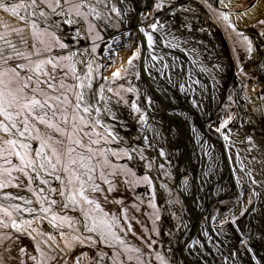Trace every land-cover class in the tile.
Listing matches in <instances>:
<instances>
[{
    "label": "rangeland",
    "instance_id": "1",
    "mask_svg": "<svg viewBox=\"0 0 264 264\" xmlns=\"http://www.w3.org/2000/svg\"><path fill=\"white\" fill-rule=\"evenodd\" d=\"M157 2L158 0H152V2L148 0H108L107 4H97L96 0H84L86 6L81 11L85 13L86 19L77 17L74 11L64 17L53 16V21L72 19L75 23L71 25L64 23L62 26L63 23L61 22L58 28L49 30H54L59 37L64 36L60 39L69 46L71 51L77 52L76 60L85 63L91 60L94 67L96 65L101 66L94 73L93 91L98 90L103 85V96L106 99L99 100L97 104V107L101 109L99 114L93 110L91 117L86 116V119L91 120L93 124H95L96 119H99L100 123L95 124L94 127L80 125L84 127V132H87L88 136L82 138L83 147L73 145L76 147V151L72 154V158L77 160L75 165L77 174L86 180L87 178L83 176L85 169H81L79 163L80 155H83L85 157L84 164L87 165V168L95 169L94 172L90 173L94 177V182L100 184L105 190L103 194L92 193L90 189L87 192L89 196L98 199L103 212L95 210L94 206L84 205V208L90 210L91 215L97 217L103 216L104 212L110 215L114 213L119 219V224L114 230L123 239L124 244L114 240L111 242L112 247L104 244H90L86 237L89 235L95 237L96 233L85 231L84 224L90 225L91 221H85L79 208L75 211L61 212L60 207L54 206V210L60 212L61 215L66 214L74 218L71 227L65 224L61 228H53L49 220L43 219L42 216L36 218L27 212L18 215L9 206L11 204L23 206V201L18 199L6 200L4 193L33 199L34 203L31 206L39 207L35 203L36 196L28 191L29 185L27 179L24 178L23 188L9 185L5 189H0V205L12 212L11 217H9L0 211V236L7 237L0 245V264H22V262L23 264H36V261L29 259L30 255L36 256L37 261H41V264H76L77 257L80 258V264H95L97 260L100 261V264H112L113 260H116L117 264L120 262L122 264H141V262L143 264H162L161 260L157 258V253L163 257L164 264H176L174 255L177 244L174 241V236L183 224L182 209L184 208L187 213V206L188 211L195 212L191 205H188L191 201L193 202L194 193L188 194L187 191H182L177 186L180 183L177 181L178 176H183L180 168L187 165V156L182 162H178L179 168L175 173L176 165L175 167L174 165L170 166L166 146L164 147L161 143V127H166V125L159 123L158 126L160 127H155L158 118L152 119L151 116H148L149 109L147 110L139 100V98L145 97L146 89H143V92L138 88L136 89L137 84L135 80L133 82V78L137 77L138 73L140 74L138 63L142 57V44L139 40L140 32L137 26L141 23V18L143 24L140 28L146 27L148 32L154 33V36L157 30L163 33V30L168 31L178 27L179 30L175 29L168 32L169 37H171L170 40L175 43L180 40L187 42V37L182 38L183 36H181L182 27H179V22L183 24L185 20L191 25L193 24L191 28L197 30L200 28V33L204 35L203 37L200 35V37L206 41L205 44L202 43L206 46L203 47V50L210 48L214 51V43H221L219 38L227 39L230 42L229 50L222 51L217 61L214 59L203 61L202 59L203 68L208 69V71H203V77L200 78V75L192 74V79L196 85L199 81L204 84V89L207 90L206 93H203L202 89L196 87L201 94L209 97L212 95L222 97L218 100H223V102L215 106L210 112L212 116L204 121L208 123L212 119V125L215 128L220 127L225 120L229 121L220 133L222 136L227 135L229 137L226 140L229 160L239 186L238 193L232 197H224L226 190L220 195L223 199L214 201L215 204L211 208L215 210L214 222L224 224L234 221L233 223L239 228L238 234L233 232V245L235 247H237L238 239H246L247 241L253 239V241H259L261 246H264V163H262L264 161V36L260 35L264 31V26L259 23L264 20V0H222V2L221 0H164L163 7L160 10H155ZM80 3L81 0H70V3L64 4V8L67 10L71 8L72 4ZM112 3L122 9L119 17L110 11ZM91 6L96 8L99 15L89 12ZM165 10L169 12L171 18L160 15ZM221 13L226 14L228 20H224ZM23 14L21 11V15ZM138 15H141L140 18ZM134 19L138 23L135 22L133 25L131 21ZM129 20H131V24H128L130 23ZM157 20L164 27L159 28L158 25V29L153 31L149 27L150 23ZM3 24H8L10 27L5 29ZM90 25H94L92 31H89ZM19 27L24 28L25 37L31 36L29 28L23 22L13 17L11 13L0 10V33L11 32L12 28ZM77 31L80 33L79 36L76 35ZM209 36L212 38L211 40ZM244 36H247L253 43L251 53L247 51V41L244 40ZM192 37L193 35L188 39L191 40ZM9 38L21 51L31 49V40H29V45L26 48L14 33ZM41 38L44 39L45 43L52 42V37L49 35ZM94 45L96 46L95 52L92 51ZM222 46L227 48L225 43ZM170 48H172L170 51L177 53L174 50L176 47ZM69 49L57 47L54 49V54L67 55ZM84 49H88V51L84 52ZM137 50H139V58L133 61L132 66H129L128 59ZM159 50L157 48L156 51ZM228 51H230V55ZM148 53L149 57L152 53L155 55L152 50ZM161 54L159 56L164 57L163 62L169 65L168 70H170L174 64V59L171 58L169 61L168 55ZM136 66L138 68L135 71ZM218 66L221 68L226 66V72L219 70ZM77 70L85 71V64H77ZM117 70L120 71V75L113 79L112 73ZM190 70L196 71L197 69L191 66ZM228 71L230 76L227 74ZM136 72L137 75H135ZM218 76L223 77L218 79ZM109 88L111 91H108ZM129 88H133L134 91H127ZM133 102L141 109L140 112L131 107ZM105 105L109 111H105ZM197 107L206 108L202 99L197 103ZM192 112L197 114L199 110ZM71 115V109H69L68 131L73 133V139H80L82 134L73 129ZM142 115L144 120L140 119ZM229 117H231L230 120ZM77 123L80 124L79 120ZM39 127L43 133L44 127ZM109 132L112 135H109ZM247 136H252L255 148H252V144L246 140ZM59 138L63 139L64 144L67 145L66 137ZM92 141H99V143H92ZM165 144L167 143L165 142ZM32 146L37 148L39 143L32 141ZM168 148L171 150L169 146ZM249 148H252V151H249ZM60 150L61 152L65 151L63 147ZM161 150L165 152L164 156L159 154ZM129 154L131 159L128 158ZM221 156V162L225 164L223 153ZM253 157L256 159L253 160ZM63 159L66 163L67 157L65 156ZM241 161L244 165L243 168H241ZM220 170H223L221 165ZM249 170L253 174L251 179H255L259 183L253 184L251 179L245 176V172ZM101 173L107 180L111 181L113 186L111 192L107 191L109 185L100 179ZM13 175L20 174L14 172ZM145 176L148 177L147 182L143 179ZM187 178L188 176L185 178L186 181ZM48 179L52 180L51 177ZM180 181H182L181 178ZM92 182L88 181L85 187L88 188ZM189 182L193 186L191 180ZM12 184H16V181H13ZM179 185L181 186V183ZM225 185L227 186V183ZM51 186L59 188L60 182L52 180ZM31 187L34 188L35 185H31ZM72 187L73 190L78 188V182L74 181ZM193 189L195 190V188ZM104 196H107L106 201ZM53 198L61 199L58 194H54ZM77 198L79 199V197ZM213 199L210 196L206 201H213ZM115 201H121V203ZM224 205L228 206L225 210L222 209ZM124 209H127V212H124ZM245 209L247 210L245 211ZM241 212L244 214L241 215ZM202 216H206V214L200 215L199 221ZM21 218L33 220L31 227L24 226L27 228V232H31V236L23 231L17 232L11 226L13 220L19 222ZM241 220L243 221L242 225H238ZM208 221L213 227L210 217ZM193 222L197 223V219ZM200 223L199 228H201ZM3 224H7L8 227H4ZM128 224H131V230H128ZM61 232L64 233L63 236L60 235ZM197 232L199 235L200 229ZM49 234L55 236V241L49 240ZM74 237H80L84 242L79 243ZM36 245H39L43 256L36 250ZM149 245L151 246L149 247ZM20 248L26 249V252L21 253ZM135 249H139V251H135ZM101 252L108 253V256L104 257L103 260H100L97 255ZM184 252L185 250L181 251V253ZM84 253L87 255L85 256ZM116 253H119L118 258ZM187 254L188 252L183 256L185 257L184 260L188 258ZM129 256L132 257L131 260L128 259Z\"/></svg>",
    "mask_w": 264,
    "mask_h": 264
},
{
    "label": "snow or ice",
    "instance_id": "2",
    "mask_svg": "<svg viewBox=\"0 0 264 264\" xmlns=\"http://www.w3.org/2000/svg\"><path fill=\"white\" fill-rule=\"evenodd\" d=\"M163 2L164 0H158L155 4V10H160L163 7ZM66 3H70V0H19V2H16V0H0V10L11 13L13 17L23 22L31 32L30 37H25L24 28L19 27L12 28L11 32L0 33V42H2L0 43V189H5L9 185L23 188L24 178H26L29 185L28 191L36 196L35 203L39 207L31 206L34 203L33 199L4 193V199L6 200L18 199L23 201V206L21 204H11L9 207L13 211L18 215L27 212L33 214L36 218L42 216L43 219L49 220L53 228H61L65 224L71 227L74 218L66 214L61 215L60 212L54 210V206L60 207L61 212H65L66 210L75 211L79 208L85 221H91L90 225L88 223L84 224L85 231L96 233L95 237L89 235L86 237V240L90 244H104L112 247L111 242L113 240L124 244L123 239L114 230L119 224V219L114 213L110 215L107 212H104L103 216L97 217L91 215V211L84 208V205L94 206L95 210L103 212L98 199L94 196H89L87 192L90 189L92 193L103 194L105 190L100 184L94 182V177L90 173L94 172L95 169L87 168V165L84 164L85 157L83 155H80L79 163L80 168L85 169L83 176L87 178L86 180L77 174L75 168L77 160L72 158L76 147H83V136H88V133L84 132V127H94L95 124L100 123V120L96 119L95 124H93L91 120L86 119V116L91 117L93 110L99 114L101 109L97 107V104L99 100L106 98L103 96V85L98 90L93 91L94 73L101 66L96 65L94 67L91 60L86 63L76 60L77 52L71 51L69 46L61 41L54 30L49 31L50 29L58 28L61 22L69 25L75 23L72 19L53 21V16L64 17L74 11L77 17L86 19L85 13L81 11L86 6L84 0H81L80 4H72L71 8L67 10L64 8V4ZM96 3L107 4L108 0H96ZM21 11H23V15H21ZM110 11L119 17L122 9L117 7L115 3H112ZM89 12L99 15L94 6L89 7ZM221 15L224 20H228L226 14L221 13ZM259 23L261 26H264V20ZM158 25L159 28L164 27L162 24H159L158 20L149 27L153 31H156ZM3 27L8 29L10 25L3 24ZM93 28L94 25H90L89 31H92ZM140 31L147 37L148 47L152 48L156 43L153 35L145 31L144 28H141ZM13 33L20 38L21 43L26 48L29 45V40H31V49L27 51L19 50L17 45L9 38ZM45 35L51 36L52 42L45 43L44 39L41 38ZM76 35H80L79 31L76 32ZM163 35L161 33L162 37ZM240 35H243V33H240ZM260 35L264 36V31ZM244 40L247 41V51L251 53L253 51L252 41L247 36H244ZM165 43L168 47L175 48L179 46L172 41H168L166 38ZM57 47L59 49H69L68 54H54V49ZM95 50L96 46L94 45L92 51L95 52ZM83 51L87 52L88 49H84ZM138 58L139 50L129 57V66H132L133 61ZM151 58L153 60H164L163 56L157 57L153 55ZM81 63L85 64L86 70L83 72L77 70V64ZM163 66L164 68L169 67L167 63ZM201 70L208 71L206 68H202ZM119 75V70L112 73L113 79ZM108 91H111V88ZM127 91L131 92L134 89L129 88ZM193 105L197 106L195 101H193ZM131 107L137 112L141 111L135 102L132 103ZM69 109H71L72 113L73 129L82 134L80 139H73V133L68 131ZM105 111H109L106 105ZM140 119L144 120V116L142 115ZM230 119L231 117H229ZM77 120H79L80 124L77 123ZM228 122V120H225L220 127L216 128V131L220 132L221 129L227 126ZM81 124L84 127H81ZM39 126L44 127L45 131L43 133H41ZM192 130L195 131V129ZM109 135H112V133L109 132ZM59 137H66L68 141L67 145ZM224 139L227 140L229 137L225 135ZM246 140L252 144V148L256 147L252 136H247ZM32 141H37L39 147L33 148ZM92 143H99V141H92ZM61 147L65 151L61 152ZM252 148L248 150L252 151ZM159 154L164 156L165 152L161 150ZM65 156L67 157L66 163L63 159ZM128 158H132L130 154ZM237 158L239 159V157ZM255 159L253 157V160ZM243 167L244 165L241 161V168ZM14 172L20 175L14 176ZM252 175L251 170L245 172V176L250 179ZM48 177L59 181L60 187H52V180L48 179ZM100 179L109 185L107 191L111 192L113 190L111 181L107 180L103 173H101ZM143 179L146 182L148 181L147 176L143 177ZM13 181H16V184L13 185ZM74 181L78 182L79 185L75 190L72 187ZM88 181L93 182L86 188L85 185ZM251 182L253 184L259 183L255 179H251ZM33 184L35 185L34 188L31 187ZM41 185L47 187H42ZM54 194H58L61 199L57 200L53 198ZM104 199L106 201L107 196H104ZM115 202L121 203V201ZM249 202L251 203V201ZM0 211L5 216L11 217L12 215V212L2 205H0ZM124 212H127V209H124ZM37 214L40 215L38 216ZM243 214L241 212V215ZM32 223L33 220L21 218L19 222L13 220L11 226L17 232L23 231L31 236V232H27V228L24 226L31 227ZM3 226L8 227L7 224H3ZM131 227V224L127 225L128 230H131ZM60 235L63 236L64 233L61 232ZM6 238L0 236V245L3 244ZM32 238L35 239V237ZM48 238L55 241L54 235L49 234ZM74 239L79 243L84 242L80 237H74ZM247 244L248 241L246 239L241 240V245L246 252L251 251ZM35 247L40 252V255L43 256L44 254L40 250L39 245ZM135 251H139V249H135ZM20 252L25 253L26 249L20 248ZM84 255L86 256L87 253H84ZM97 255L100 257V260H103L104 257L108 256V253L101 252ZM235 255H237V252H233V256ZM116 256L118 258L119 253H116ZM157 258L164 264V259L159 253H157ZM29 259L36 261V264H41V261H37L36 256L30 255ZM128 259L131 260L132 257L129 256ZM76 264H80L79 257L76 258ZM95 264H100V261L97 260ZM112 264H117V261L113 260Z\"/></svg>",
    "mask_w": 264,
    "mask_h": 264
},
{
    "label": "bare ground",
    "instance_id": "3",
    "mask_svg": "<svg viewBox=\"0 0 264 264\" xmlns=\"http://www.w3.org/2000/svg\"><path fill=\"white\" fill-rule=\"evenodd\" d=\"M148 1L152 2V0H148ZM168 13L169 12L165 10L160 15H163V17L171 18ZM101 16L103 17V15ZM140 16L141 15H138L139 18ZM140 20H141L140 21L141 23L139 25L137 24L138 26L135 25L138 27L139 32H140L139 40L141 42V37H143V39H145L144 41H147V37L144 35V33L140 31V29L142 28V27L140 28V26L141 24H143L142 18ZM130 21L131 20H129V22ZM131 22H133V25L135 22L138 23L136 19H134V21H131ZM131 22L128 24H131ZM63 25L64 23L62 24V26ZM179 25L183 27L188 26L187 28H184V29L186 31L188 30L195 31L198 34V37H200V35L202 37L204 36L202 35V33H200V28H198V30L191 28L193 24L191 25L189 22H187V20H185L183 24L179 23ZM144 29L145 31L148 32V29L146 27ZM163 31H164L163 32L164 35L167 34L166 36L163 35V37L161 36V33L158 30L155 32V36H154V33L150 32L153 35V38L156 41V43L153 45L152 48L148 47V49L149 51L152 50L153 52H155V56L157 57L159 55H162L161 53H164V55H170L168 56L170 58L169 61L171 60V58L176 60L174 61L176 62L175 64H172L171 62H169L170 64L175 65L174 66L175 68L170 67V72H169L168 68H164L163 66L165 62L159 61V59L153 60L151 57L153 56L152 54L154 53H152L149 57V53L144 54L143 52L144 50H143L142 57L140 58L141 61L138 63L140 74L138 73V76L134 77L135 79L133 78V82L135 80V83L138 84V87H140L142 90L146 89L149 92H152L155 98V102L157 100L159 101L161 100L159 103L156 102L157 106L154 107L153 110L151 109L150 113L148 114V116H151L152 119H154L155 117L158 118L155 127L156 128L160 127L158 126L159 123L166 124L167 125L166 127L165 126L161 127L162 128L161 131L164 132V134H166V132L169 133L173 130L175 131L178 128V131H180L179 133L183 135V137L186 136L185 143L182 144V147L184 148V150L185 151L187 150V153L189 155H193V153L198 154V159H196L197 162H190V163L188 162L189 169L192 170L190 171L191 172L190 180L194 184V188H195L193 202L188 204L189 206L191 205L192 209L195 211L192 213H195V214H191V218L187 217V219H185V222H184L185 223L184 227L188 228L189 223H193L195 219L200 218L199 217L200 214H203V212L206 211V209L208 208L207 204H209L212 207L215 204V202H217L215 201L211 203L208 200L206 201V199L210 198V196L215 199L221 194H223L226 190H227L226 193H229V191L234 189L233 187L234 183L237 185V189L239 191V186L236 180V176L235 175L233 176L232 174H230V171L226 168L227 167L226 164H222L221 162L222 161L221 153L225 152L227 153V155L229 153L228 146H227L226 140L224 139V136H222L220 132L216 131V128L212 125V119L208 123H206L207 121H204L206 119H209V117L212 116L210 114L212 109H214L215 106L223 102V100H218V99H221L222 97L220 95L219 96L212 95L210 97L204 96L197 89V88H200L203 90V93H206L207 90L204 89L205 88L204 84L199 82L196 85V83L192 79V74L195 76L200 75V78L203 77V71L201 70L203 68V64H201V61L202 59L203 61H205L204 57L199 53L200 60L198 59L199 60L198 62L191 61V65H193V67H196L197 69L196 71L190 70L191 67L188 66L189 63L183 60V58H182L183 63L178 64V61H177L178 57L176 56L180 54H177L174 51H170L171 48L168 47L167 44L165 43V38L168 41H171L170 40L171 37H169L170 34L168 33L170 30L168 31L163 30ZM60 37L62 38L64 36L61 35ZM209 38L211 37L209 36ZM219 41L221 42L220 44L219 42H215L216 44L214 43V51L217 53V57L214 58L215 61L219 59L222 51L224 52L225 50L226 51L229 50L228 47L231 46L230 42L227 41V39L219 38ZM224 43L226 44L227 48H225V46L224 47L222 46ZM203 47H205L204 44L203 45L197 44L196 46L197 50L199 49L203 50ZM157 48L160 50L156 51ZM176 50H182V49H180L178 46V49ZM228 52L230 55V51ZM144 55H146V57H144ZM143 58L145 59L142 60ZM232 62H233V59H232ZM153 65H155V67H153ZM137 68L138 66H136L135 71L137 70ZM218 69L219 70L221 69V71L224 70V72H226L227 67L223 66L221 68V66H218ZM173 71L176 72L174 76H173ZM227 74L229 76L231 75L229 71L227 72ZM135 75H137V72ZM221 77L223 76H218V79H220ZM212 89L214 90V87H212ZM227 93L229 94V92H226V94ZM159 94H161L162 96L160 97ZM201 99L203 100V104L206 108L203 107L204 108L203 109L201 107L191 105L193 101H196L198 103ZM139 100L145 105V107L150 106V101L146 99V97L144 98L141 97L139 98ZM157 109H159L160 112H163V113L156 115L155 112L157 111ZM193 110H199V112L195 114L192 112ZM192 129H195V131H193ZM172 134L174 136L177 134V132H173ZM160 136L162 137V135ZM191 142L196 143V145L194 146L196 149H194L193 151L191 147H189L192 144ZM220 165L223 166V170H220ZM186 168H187V165H186ZM204 173H206L205 177H203ZM208 174L209 175L213 174V176L209 178ZM179 177L180 175L178 176V178ZM202 177L204 178L205 181H202L203 180ZM180 178L182 179L183 177L181 176ZM180 183L182 184L183 182L180 181ZM225 183H227V186L225 185ZM203 184L206 187L205 189L206 199L201 200L200 197L198 196V193L199 191L204 192V189L201 187L203 186ZM178 187L180 188V190L184 191V189L182 188V185L180 186L178 184ZM198 201L199 203H197ZM196 204L198 206H195ZM187 209L188 207L186 206V210ZM212 230L213 231L215 230L214 232L215 236L220 237V235L224 233V231H222V233H218V229L214 226L212 227ZM231 231H232L231 232L232 237H233V232H236L237 234L239 232L237 231L236 226H233V229H231ZM199 235H198V232H195V231L192 232L191 230L183 231L182 233H180V246L183 248L182 250H185L184 253H180L182 261L184 260V258L182 257L185 256L187 252L189 254L190 251L194 250L193 246H195L196 245L195 242L200 239ZM183 262L184 263L182 264H192L191 262L189 263L186 260H184ZM241 264H243V262H241Z\"/></svg>",
    "mask_w": 264,
    "mask_h": 264
},
{
    "label": "flooded vegetation",
    "instance_id": "4",
    "mask_svg": "<svg viewBox=\"0 0 264 264\" xmlns=\"http://www.w3.org/2000/svg\"><path fill=\"white\" fill-rule=\"evenodd\" d=\"M171 24H174L173 22H170ZM180 23V22H179ZM152 23H150L151 25ZM179 26V25H178ZM182 27V38L187 37L186 40L187 42H183L182 40H180L179 42H176L177 45H179V48L182 50H176L178 49V47H176V49H174L175 51H177V55L176 57H178V64L179 63H183V60L187 61L189 63L188 66H193L191 65V61L194 62H198V59L200 58V54L204 57V60H211L214 59L217 54L215 55V52L212 51L210 48L209 50H197L196 46L198 45H203L202 43H206L205 40H203L201 37L197 36V33L193 30H188L186 31L183 26H179ZM178 29V27H174L172 29H170V31ZM179 32V31H177ZM191 35H193L192 38H190L191 40H189L188 38L191 37ZM196 35V36H195ZM208 38V36H205ZM211 40V38H210ZM185 41V40H184ZM173 43H175L174 41H172ZM206 47V46H205ZM172 49V48H171ZM200 53V54H199ZM170 56V55H168ZM173 57V56H171ZM174 61H176L174 59ZM176 62H174L175 64ZM186 65V64H185ZM175 65H173L172 67H174ZM175 68V67H174ZM177 69V68H176ZM185 69V67H184ZM170 72V70H169ZM175 71H173V76L175 75ZM178 75V74H177ZM135 88L138 90H142L140 87H138V84L135 86ZM143 92V90H142ZM145 97L148 98V100L150 101V106L146 107L147 110H150L154 107L157 106L156 102L159 103V101L157 100L155 102V98L152 94V92H149L148 90H146L145 92ZM192 102V101H191ZM196 102V101H195ZM192 106L193 103H191ZM197 105V102H196ZM176 108V107H175ZM156 115L157 114H161L163 112H160L159 109H157V111L155 112ZM166 125V124H163ZM167 126V125H166ZM162 132V131H161ZM173 132H177L176 135L173 136ZM180 131H178V128L174 131L171 132H166V134H164V132H162V145L165 147L166 146V151L168 152V160L170 162V166L171 165H176L174 172L177 173V169L178 167V162H182L184 160V157L187 156V163L189 162H197L196 159H198V154L193 153V155H189L187 153V150L185 151L184 148L182 147V144L185 143L186 140V136L183 137V135H181L179 133ZM193 140V139H192ZM165 142L167 144H165ZM192 143V142H191ZM165 144V145H164ZM196 145V143H192L191 149L192 151L194 149H196L194 146ZM168 146L171 148V150H169ZM184 153V154H183ZM189 163L187 164V168L186 166H183L182 168H180V170L183 172V178H182V188L188 192V194H192V192L194 193V184L193 186L191 185L190 181V177H191V169H189ZM173 167V168H174ZM178 167V168H177ZM189 169V170H188ZM188 176L187 181H186V176ZM206 176V173H204V176ZM213 174L209 175L208 177H212ZM202 177V178H203ZM186 181V182H185ZM202 181H205L204 178ZM209 182V181H208ZM206 185V183H205ZM205 185L203 184V186H201L204 189V192L199 191L198 196L200 197L201 200L206 199L205 197ZM198 197V198H199ZM199 203V202H197ZM201 205V204H200ZM203 205V204H202ZM195 206H198L197 204ZM228 206L224 205L223 206V210H225ZM213 210V211H212ZM187 213L185 212L184 208L182 209V216H183V224L181 226V229L177 231V234L174 239V241L177 244V248L175 249V255H174V259H175V263L176 264H182L184 263L181 260V251H180V233H182L183 231H187V230H191L193 231H198V229H200V239L197 240L195 242V246L193 251H190V253L187 255L188 258L186 259V261H188L189 263L191 262L192 264H241V262H243V264H264V246H261L262 244H260L259 241H253V239H251L250 241H248V248L251 249V251H244L242 245H241V240L239 239V241H237V247H235L233 245V237L231 236V229H233V226H237L236 224H234L233 222H228V223H216L214 222V213L215 210L214 209H210V213H209V217L211 218V222L212 225L214 227H216L218 229V233H222V231H224V233H222L219 236H215L214 232L211 228V226H209L207 224V219L205 218L206 216H202L201 220H200V224H201V228H199L197 226V223L193 222V223H189V227H184L185 225V219L191 218V214L192 212L186 210ZM203 214H206V211L203 212ZM202 215V214H200ZM193 221V220H192ZM243 221L241 220L240 222H238V225H242ZM198 227V229L196 230V228ZM236 229L239 231V228L236 227ZM241 230V229H240ZM196 247V248H195ZM233 252H237V255L233 256ZM172 255V254H171ZM248 257V258H247ZM185 258V257H182Z\"/></svg>",
    "mask_w": 264,
    "mask_h": 264
},
{
    "label": "water",
    "instance_id": "5",
    "mask_svg": "<svg viewBox=\"0 0 264 264\" xmlns=\"http://www.w3.org/2000/svg\"><path fill=\"white\" fill-rule=\"evenodd\" d=\"M145 39H143V37H141V44H142V51L144 52V54H147L148 52H149V49H148V43H147V41H144ZM146 52V53H145ZM144 57H146V55H144ZM145 58H143L142 60H144ZM223 155H224V161H225V164H226V168L230 171V174H232L233 176H234V172H233V168H232V165H231V162H230V160H229V157H228V155H227V153H223ZM177 181H178V183L180 182V177L179 178H177ZM180 184V183H179ZM177 186H178V184H177ZM233 187H234V189L233 190H231V191H229V193H226L225 195H223L224 197H232L234 194H236V193H238V189H237V185L234 183L233 184ZM183 193V192H182ZM184 195V194H183ZM221 199H223V197H220V196H218L217 198H215V199H213V201H210L211 203H213L214 201H216V200H221ZM190 203H192V201L190 202ZM189 203V204H190ZM208 205V208L206 209V218H207V221L209 220V211H210V209H211V206L209 205V204H207ZM199 216V215H198ZM200 217V216H199ZM199 218H197V226L199 227ZM208 225L209 226H211V223L208 221ZM198 227L196 228V230L198 229ZM197 232V231H196ZM182 247H180V251H182Z\"/></svg>",
    "mask_w": 264,
    "mask_h": 264
}]
</instances>
